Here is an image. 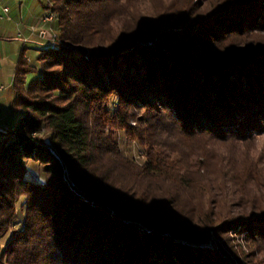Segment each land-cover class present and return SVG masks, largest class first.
Masks as SVG:
<instances>
[{
  "label": "trees",
  "instance_id": "16d2710c",
  "mask_svg": "<svg viewBox=\"0 0 264 264\" xmlns=\"http://www.w3.org/2000/svg\"><path fill=\"white\" fill-rule=\"evenodd\" d=\"M48 1L0 139V264H251L229 232L264 264V48L219 50L264 0Z\"/></svg>",
  "mask_w": 264,
  "mask_h": 264
},
{
  "label": "crops",
  "instance_id": "0c3cea01",
  "mask_svg": "<svg viewBox=\"0 0 264 264\" xmlns=\"http://www.w3.org/2000/svg\"><path fill=\"white\" fill-rule=\"evenodd\" d=\"M2 4L9 7L10 13L8 19L0 20V126L8 130L15 125L10 126L15 115L21 116L13 104V77L19 55L23 51L31 64L28 51L38 57L41 47L54 44L56 33L51 22L43 21L46 11L42 0H5ZM41 30L46 32L44 39L38 35Z\"/></svg>",
  "mask_w": 264,
  "mask_h": 264
},
{
  "label": "rangeland",
  "instance_id": "374dc122",
  "mask_svg": "<svg viewBox=\"0 0 264 264\" xmlns=\"http://www.w3.org/2000/svg\"><path fill=\"white\" fill-rule=\"evenodd\" d=\"M27 1H35V0H27ZM43 1V0H42ZM197 1V4L201 5V10H206L209 9L210 7L208 5H212L210 4V1L208 0H194ZM44 3V1H43ZM51 6V5H50ZM52 7V6H51ZM54 14V13H53ZM254 14H256L254 12ZM260 15V14H259ZM261 15H264V13H262ZM248 16V15H247ZM246 17V16H245ZM260 20L254 18V20H252L251 22L254 24H258V25H248L245 26V36L243 38H241L242 40H240L239 38H230L228 39V41H226L224 44L219 46V50H225L228 47H241V48H245V47H249L250 49H257V48H264V16H259ZM55 19V14L53 17L52 22ZM51 22V23H52ZM250 23V24H252ZM56 39L53 40V42L55 43ZM28 55L30 58V62L31 65L35 68H38V63H37V55L35 52L33 51H28ZM38 77V74H30L27 76V83L36 79ZM20 116L19 114H16L15 117L10 121L12 122L10 124V126H12L13 124H16L17 121L19 120ZM133 125V123H132ZM113 136H114V140L116 141V143L118 144L121 152L123 153L124 156L133 159L137 162H141L144 160L143 155L141 153V150L137 144V142L135 141H130L129 139H127L124 136V133L121 131H113ZM253 145L255 146V150L261 151L262 156H264V136H260L258 138L255 139V141L253 142ZM26 166L28 168L27 173L25 175V178L31 182H33L35 185H39L42 182L43 179V173L40 170V166L37 163L34 162H26ZM232 211H234L235 213V208L231 209ZM23 221V214L18 211L17 213V228L21 225V222ZM8 237V236H7ZM6 237V238H7ZM228 239H225L226 242H228L231 246L235 247L236 249H241L244 253V255H247L249 257H247L246 261L251 262V264H259L258 262H260L262 260V256L260 255H256V256H251V254H253L255 251H253V248L247 246V244L245 243V241L243 240V238L241 236H237L235 234H233L232 232H229L227 235ZM0 244H4V240L0 243ZM258 260V261H257ZM247 263V262H246Z\"/></svg>",
  "mask_w": 264,
  "mask_h": 264
},
{
  "label": "built area",
  "instance_id": "2783aa9c",
  "mask_svg": "<svg viewBox=\"0 0 264 264\" xmlns=\"http://www.w3.org/2000/svg\"><path fill=\"white\" fill-rule=\"evenodd\" d=\"M5 0H0V20L1 19H8L9 18V13H10V9H9V7H7V6H3V2H4ZM44 1V3L45 4H49L50 5V3H49V1L48 0H43ZM53 17H54V14H53V12L51 11V10H48L47 12H46V15H45V17L43 18V21L44 22H47V23H50V22H52V20H53ZM39 37L40 38H42V39H44L45 37H46V32L45 31H43V30H41L40 32H39ZM55 39V38H54ZM1 121H2V119L0 118V124H1ZM1 133H5L2 129H1V127H0V134Z\"/></svg>",
  "mask_w": 264,
  "mask_h": 264
},
{
  "label": "water",
  "instance_id": "95a60500",
  "mask_svg": "<svg viewBox=\"0 0 264 264\" xmlns=\"http://www.w3.org/2000/svg\"><path fill=\"white\" fill-rule=\"evenodd\" d=\"M0 125H1V124H0ZM0 127H1V126H0ZM1 129H2L4 132L7 131L6 129H4V128H2V127H1ZM2 135H3V133L0 134V139L2 138Z\"/></svg>",
  "mask_w": 264,
  "mask_h": 264
}]
</instances>
